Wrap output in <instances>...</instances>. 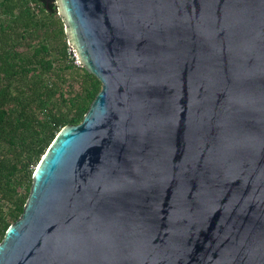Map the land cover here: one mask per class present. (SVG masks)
Segmentation results:
<instances>
[{
	"label": "water",
	"instance_id": "water-1",
	"mask_svg": "<svg viewBox=\"0 0 264 264\" xmlns=\"http://www.w3.org/2000/svg\"><path fill=\"white\" fill-rule=\"evenodd\" d=\"M55 2L100 89L0 264H264V0Z\"/></svg>",
	"mask_w": 264,
	"mask_h": 264
},
{
	"label": "trees",
	"instance_id": "trees-1",
	"mask_svg": "<svg viewBox=\"0 0 264 264\" xmlns=\"http://www.w3.org/2000/svg\"><path fill=\"white\" fill-rule=\"evenodd\" d=\"M51 1L0 0V241L22 212L35 166L100 89L73 63Z\"/></svg>",
	"mask_w": 264,
	"mask_h": 264
},
{
	"label": "built area",
	"instance_id": "built-area-1",
	"mask_svg": "<svg viewBox=\"0 0 264 264\" xmlns=\"http://www.w3.org/2000/svg\"><path fill=\"white\" fill-rule=\"evenodd\" d=\"M69 47H70V46H69ZM69 50L71 51L72 57L74 58L73 63H74L76 66H79V67H80L79 62H78V60H77V58H76V55H75V51H74L73 48H71V47H70Z\"/></svg>",
	"mask_w": 264,
	"mask_h": 264
},
{
	"label": "rangeland",
	"instance_id": "rangeland-1",
	"mask_svg": "<svg viewBox=\"0 0 264 264\" xmlns=\"http://www.w3.org/2000/svg\"><path fill=\"white\" fill-rule=\"evenodd\" d=\"M51 3L56 5L55 0H53V2H51ZM56 10H57V15H58L59 14L58 9L56 8Z\"/></svg>",
	"mask_w": 264,
	"mask_h": 264
},
{
	"label": "flooded vegetation",
	"instance_id": "flooded-vegetation-1",
	"mask_svg": "<svg viewBox=\"0 0 264 264\" xmlns=\"http://www.w3.org/2000/svg\"><path fill=\"white\" fill-rule=\"evenodd\" d=\"M51 2H53V0Z\"/></svg>",
	"mask_w": 264,
	"mask_h": 264
}]
</instances>
